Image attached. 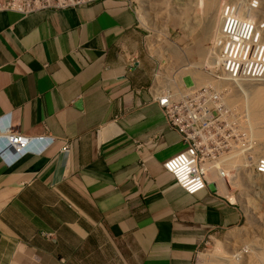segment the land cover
Instances as JSON below:
<instances>
[{
	"label": "crops",
	"instance_id": "obj_1",
	"mask_svg": "<svg viewBox=\"0 0 264 264\" xmlns=\"http://www.w3.org/2000/svg\"><path fill=\"white\" fill-rule=\"evenodd\" d=\"M143 39L130 0L0 11V134L33 140L13 159L0 139V264H193L206 237L241 224L221 177L188 195L163 170L184 145Z\"/></svg>",
	"mask_w": 264,
	"mask_h": 264
},
{
	"label": "rangeland",
	"instance_id": "obj_2",
	"mask_svg": "<svg viewBox=\"0 0 264 264\" xmlns=\"http://www.w3.org/2000/svg\"><path fill=\"white\" fill-rule=\"evenodd\" d=\"M130 1L143 29L141 59L150 68L154 86L162 88L164 82L174 86L173 82L191 75L199 83L196 86L205 85L219 94V114L211 122L216 136L208 147L212 151L206 153V165L213 168L212 181L219 178L218 170L224 171L218 185L240 208L243 220L235 228L206 237L193 264H264V176L252 165L264 158V78L225 81L214 64L223 4L235 5L260 23L264 0H256V10L250 7L253 0ZM184 81L192 84L189 78ZM215 159H220L219 166Z\"/></svg>",
	"mask_w": 264,
	"mask_h": 264
},
{
	"label": "built area",
	"instance_id": "obj_3",
	"mask_svg": "<svg viewBox=\"0 0 264 264\" xmlns=\"http://www.w3.org/2000/svg\"><path fill=\"white\" fill-rule=\"evenodd\" d=\"M97 1L0 0V11L26 15L48 9L80 8ZM223 5L220 12L221 32L214 40V50L218 51L214 55L220 75L225 81L233 82L264 78V21L255 23L235 5ZM250 7L256 10L258 2L251 1ZM191 82L189 88H181L175 83L174 86L166 85L154 91L165 123L178 133L184 145L183 150L162 163V168L188 195L205 189L213 174L212 166L209 168L206 165V153L212 151L208 147L212 145L216 134L213 133L211 122L219 114L217 110L220 108L217 92H211L205 85L196 86L192 77ZM0 139L4 142V148L12 151L13 159L31 151L29 144L33 140L17 131L0 134ZM142 145L137 143L135 148L139 149ZM0 151L1 155L4 154L3 149ZM68 151V143L65 142L60 149L62 161H66ZM252 165L258 175L264 176V158L252 162ZM217 176L223 177L224 171L218 170Z\"/></svg>",
	"mask_w": 264,
	"mask_h": 264
},
{
	"label": "bare ground",
	"instance_id": "obj_4",
	"mask_svg": "<svg viewBox=\"0 0 264 264\" xmlns=\"http://www.w3.org/2000/svg\"><path fill=\"white\" fill-rule=\"evenodd\" d=\"M220 32H221V30H219V32L217 33V35H218ZM214 48H215V46H214ZM216 52H218V51H216ZM214 64L218 65V61H217V59H215ZM218 72H219V71H218ZM192 78H193V77H192ZM194 80H195V82H197L196 79H194ZM208 82H209V81H208ZM206 83H207V82H206ZM206 83H205V84H206ZM195 84H196V85H199V83H195ZM215 84H216V83H215ZM218 84H219V83H218ZM207 85H209V84H207ZM210 85H212L211 82H210ZM234 85H235V84H234ZM206 87H207V86H206ZM227 87H228V86H227ZM228 88H229V87H228ZM216 160H217V159L214 160V165L216 164L215 166H219V164L221 163V161H219L220 159H218L217 162H216ZM257 160H260V158H258ZM252 162H253V161H252ZM251 213H252V212H251ZM252 214H253V213H252Z\"/></svg>",
	"mask_w": 264,
	"mask_h": 264
},
{
	"label": "clouds",
	"instance_id": "obj_5",
	"mask_svg": "<svg viewBox=\"0 0 264 264\" xmlns=\"http://www.w3.org/2000/svg\"><path fill=\"white\" fill-rule=\"evenodd\" d=\"M10 150V149H9ZM12 152V151H11ZM222 178V177H221Z\"/></svg>",
	"mask_w": 264,
	"mask_h": 264
}]
</instances>
